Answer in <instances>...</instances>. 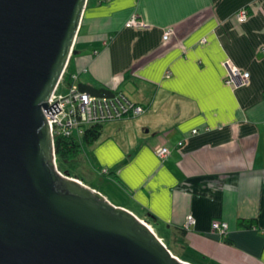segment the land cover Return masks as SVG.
<instances>
[{
	"label": "crops",
	"instance_id": "0c3cea01",
	"mask_svg": "<svg viewBox=\"0 0 264 264\" xmlns=\"http://www.w3.org/2000/svg\"><path fill=\"white\" fill-rule=\"evenodd\" d=\"M133 15L146 26H126ZM73 50L78 84L145 107L103 124L83 153L122 192L115 205L179 235L190 264H264V0H88ZM227 60L247 83H224Z\"/></svg>",
	"mask_w": 264,
	"mask_h": 264
},
{
	"label": "water",
	"instance_id": "95a60500",
	"mask_svg": "<svg viewBox=\"0 0 264 264\" xmlns=\"http://www.w3.org/2000/svg\"><path fill=\"white\" fill-rule=\"evenodd\" d=\"M87 1L0 0V264H190L147 221L57 167L44 110L60 109L48 100Z\"/></svg>",
	"mask_w": 264,
	"mask_h": 264
},
{
	"label": "built area",
	"instance_id": "2783aa9c",
	"mask_svg": "<svg viewBox=\"0 0 264 264\" xmlns=\"http://www.w3.org/2000/svg\"><path fill=\"white\" fill-rule=\"evenodd\" d=\"M248 16L249 14L246 9H240L236 12L237 21L240 23L247 21ZM126 26L142 28L145 27L146 24L143 20L133 15L126 22ZM172 34V28L165 29L163 32V39L167 40ZM225 66L227 68V74L224 78L225 84L231 87H238L247 83L249 72L243 71L232 65L228 60ZM66 75L69 76L66 77ZM77 80L78 75L76 73H70L66 67L55 91L48 100L50 106L58 99L57 104L60 107L54 114L44 110L53 138L55 135H62L80 139L86 128L91 125L103 124L108 121L121 120L124 118H135L145 112L144 106L131 101L122 92L112 91V97H97L81 91ZM61 87L67 89L65 94L59 93ZM197 131V129H193L192 134L197 133ZM182 144V141L178 142V146ZM154 153L158 158L164 160L169 156L170 148L160 145L154 149ZM194 224L195 218L191 214H188L185 219L184 227L189 228ZM212 227L220 233H225L227 224L225 222L215 221Z\"/></svg>",
	"mask_w": 264,
	"mask_h": 264
},
{
	"label": "rangeland",
	"instance_id": "374dc122",
	"mask_svg": "<svg viewBox=\"0 0 264 264\" xmlns=\"http://www.w3.org/2000/svg\"><path fill=\"white\" fill-rule=\"evenodd\" d=\"M69 76V75H66ZM67 89L65 87H61L59 93L65 94ZM118 121V120H115ZM114 122V121H108ZM105 122V123H108ZM104 123V124H105ZM58 169L63 172L67 173L72 177H76L77 179L81 180L86 185L93 187L103 193L112 203L120 204L125 202V197L123 196L120 189L117 187L115 181L109 180L106 176H103L97 173L90 165L88 160L84 159V155L78 156L70 161H64L62 165L57 162ZM148 222L149 219H143ZM155 226V225H154ZM152 227V226H151ZM157 233H159L158 237L162 239V241L166 244L169 250L179 257L182 254V242L179 239V235H172L171 231L166 227L164 224H160L159 226H155ZM153 228V227H152ZM154 230V229H153Z\"/></svg>",
	"mask_w": 264,
	"mask_h": 264
},
{
	"label": "trees",
	"instance_id": "16d2710c",
	"mask_svg": "<svg viewBox=\"0 0 264 264\" xmlns=\"http://www.w3.org/2000/svg\"><path fill=\"white\" fill-rule=\"evenodd\" d=\"M103 124H94L86 128L80 139H77L75 137L55 135L54 147L56 161L60 162L59 168L64 161H70L78 156H81L88 146L97 141L101 135V129ZM240 223L241 226L246 227L252 225V222L250 220H241Z\"/></svg>",
	"mask_w": 264,
	"mask_h": 264
},
{
	"label": "bare ground",
	"instance_id": "6f19581e",
	"mask_svg": "<svg viewBox=\"0 0 264 264\" xmlns=\"http://www.w3.org/2000/svg\"><path fill=\"white\" fill-rule=\"evenodd\" d=\"M154 232H155V230H154Z\"/></svg>",
	"mask_w": 264,
	"mask_h": 264
}]
</instances>
